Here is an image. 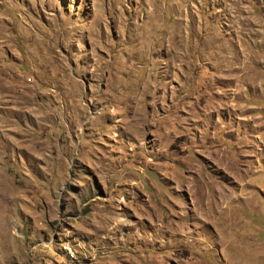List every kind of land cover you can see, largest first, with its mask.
I'll return each instance as SVG.
<instances>
[{"label": "rangeland", "instance_id": "374dc122", "mask_svg": "<svg viewBox=\"0 0 264 264\" xmlns=\"http://www.w3.org/2000/svg\"><path fill=\"white\" fill-rule=\"evenodd\" d=\"M0 264H264V0H0Z\"/></svg>", "mask_w": 264, "mask_h": 264}]
</instances>
